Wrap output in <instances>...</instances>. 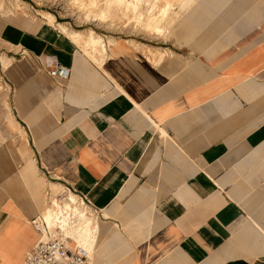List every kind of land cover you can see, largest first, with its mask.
Segmentation results:
<instances>
[{"label":"crops","instance_id":"crops-1","mask_svg":"<svg viewBox=\"0 0 264 264\" xmlns=\"http://www.w3.org/2000/svg\"><path fill=\"white\" fill-rule=\"evenodd\" d=\"M165 6L104 41L0 17V264L51 184L98 217L94 264H264V0Z\"/></svg>","mask_w":264,"mask_h":264},{"label":"rangeland","instance_id":"rangeland-1","mask_svg":"<svg viewBox=\"0 0 264 264\" xmlns=\"http://www.w3.org/2000/svg\"><path fill=\"white\" fill-rule=\"evenodd\" d=\"M153 4V12H156L159 0H143L142 8L139 13L136 14L132 9H128V11L125 10L124 5H115V7L110 6L107 8L105 0H97V2L91 0H0V17H5L4 22L9 21L12 16L16 19L27 17L21 24L24 28H27L32 20H35L37 25H58L61 32L65 29L67 31V36L74 40L77 36L90 37V35H95L101 37L102 41H104L109 39L108 36L115 30L116 26L123 24L125 21H127V23H135L136 27L144 25L145 22H149L150 25V15L147 14V10L149 7L151 9ZM48 13L52 14L53 17L48 16ZM97 51H92L91 48H89L87 52L91 54V52ZM3 62L4 64H9L10 60L4 57ZM1 92H4V86L0 84V93ZM5 99L6 98L2 100V104L4 108L7 109L5 110L7 111L6 117L9 119V116H11V109L9 101ZM52 190L53 185L51 184V191ZM52 197L53 195L50 199H53ZM79 201L81 202L82 200L79 198ZM49 205L48 203L45 210L42 212L44 215L47 209H51ZM85 209L91 215L92 220L98 218L93 216L94 212L88 208V206H86ZM66 228L68 229L66 232L69 231L68 226ZM94 238L93 234L91 239L83 241L90 243L91 255L93 254V247L96 244Z\"/></svg>","mask_w":264,"mask_h":264},{"label":"built area","instance_id":"built-area-1","mask_svg":"<svg viewBox=\"0 0 264 264\" xmlns=\"http://www.w3.org/2000/svg\"><path fill=\"white\" fill-rule=\"evenodd\" d=\"M51 74L65 78L69 76V69L56 60ZM82 206L88 205L83 201ZM32 223L41 238L29 252L25 264H94L90 243L68 235L67 225L51 228L44 213L38 215Z\"/></svg>","mask_w":264,"mask_h":264},{"label":"bare ground","instance_id":"bare-ground-1","mask_svg":"<svg viewBox=\"0 0 264 264\" xmlns=\"http://www.w3.org/2000/svg\"><path fill=\"white\" fill-rule=\"evenodd\" d=\"M91 1L97 2V0H91ZM105 3L107 4V8H109L110 6L115 7V5L118 6L124 5L125 10L128 11V9H132L133 12L137 14L139 10L142 8L143 0H105ZM168 6L167 7L165 6L158 13L153 12L154 4L151 9L150 7L148 8V13L149 15H151L150 18L152 24L151 26L154 27L159 24V22L162 20L163 16L167 12ZM48 16L53 17L52 14L50 13H48ZM63 30L64 31L62 33L67 35V31L65 29ZM80 39L83 41L85 39V36H82ZM53 187H54L52 192L53 199H51V201L49 200L50 201L49 206H51V209H48L45 212L47 221L51 226V228H55L59 225L62 226L67 225L69 228V231H67L68 235L80 239L82 241L91 239V236H93V234L95 233L94 231L96 230V227L98 225L96 221L92 220L91 215L85 209L86 207L84 208L82 206L83 201L80 202L79 197L76 194H69L67 196H64L65 193L63 192L65 190L64 187L61 185H57ZM65 213H69V215ZM62 215L63 217H61Z\"/></svg>","mask_w":264,"mask_h":264}]
</instances>
